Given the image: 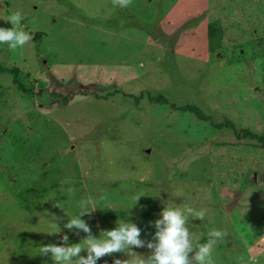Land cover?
Returning a JSON list of instances; mask_svg holds the SVG:
<instances>
[{
  "label": "rangeland",
  "instance_id": "1",
  "mask_svg": "<svg viewBox=\"0 0 264 264\" xmlns=\"http://www.w3.org/2000/svg\"><path fill=\"white\" fill-rule=\"evenodd\" d=\"M15 10L32 40L0 44V67L32 93L0 71V264H53L38 247L79 243L86 234L63 224L88 197L93 235L125 218L150 240L174 202L207 210L189 217L194 243L228 233L215 264H264V141L242 132L264 136V0H0V27ZM212 21L222 35L210 52ZM159 94L168 103L148 100ZM53 218L62 233L48 234Z\"/></svg>",
  "mask_w": 264,
  "mask_h": 264
},
{
  "label": "clouds",
  "instance_id": "2",
  "mask_svg": "<svg viewBox=\"0 0 264 264\" xmlns=\"http://www.w3.org/2000/svg\"><path fill=\"white\" fill-rule=\"evenodd\" d=\"M112 2L114 6L119 7L131 5V0H112ZM23 19L21 10L12 12L7 21L11 27H0V44H7L10 50L15 51L32 40L31 34L21 26ZM59 192L72 196L75 195L76 188L68 181H64ZM140 197H134V205ZM99 199L104 197L101 196ZM162 203L159 218L150 222L155 232L150 240H146L141 238V228L131 219L125 218H118L114 228L100 231L99 236L93 235L89 225L80 217L90 216L97 210V199L92 197L81 199L78 201L79 211L67 219L63 228L75 235H79V230H82L86 236L79 243H70L69 236L63 234L58 243L39 246L38 255H50L53 264H97L103 257L113 254H120L124 258H114L112 264H215L214 251L228 233L224 230L212 229L208 233L206 242L194 243L193 233L187 226L189 217L203 221L207 210L181 207L174 202ZM48 223L52 229L49 235L62 233L56 218ZM141 248H147L148 254L144 255L134 250ZM82 252L86 255H82ZM239 259L241 264H244V257Z\"/></svg>",
  "mask_w": 264,
  "mask_h": 264
},
{
  "label": "trees",
  "instance_id": "3",
  "mask_svg": "<svg viewBox=\"0 0 264 264\" xmlns=\"http://www.w3.org/2000/svg\"><path fill=\"white\" fill-rule=\"evenodd\" d=\"M221 35H222V30L217 21H212L206 25V45H207L208 51L212 52L215 50V48L218 47L220 39H221ZM0 71L1 72L6 71L12 74L13 83L18 87V89H20V91L24 95H30L32 93L31 89L26 85L25 81L22 79L21 71L17 67L15 66H11L8 68L0 67ZM148 100L152 102L168 103L165 97H163L160 94L156 96H149ZM176 109H178L179 111H183V112H189L192 115H194V117L198 120L203 121L207 119V117L202 113L200 108L197 106L184 105V106L176 107ZM213 126H215L216 128H220L221 126H231V125L229 122H224V123L213 124ZM242 132L244 136H248L250 138L260 139L264 141L263 135L257 136L256 134L251 133L250 131L246 129Z\"/></svg>",
  "mask_w": 264,
  "mask_h": 264
},
{
  "label": "water",
  "instance_id": "4",
  "mask_svg": "<svg viewBox=\"0 0 264 264\" xmlns=\"http://www.w3.org/2000/svg\"><path fill=\"white\" fill-rule=\"evenodd\" d=\"M107 264H112L111 262H108Z\"/></svg>",
  "mask_w": 264,
  "mask_h": 264
}]
</instances>
